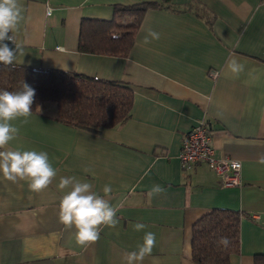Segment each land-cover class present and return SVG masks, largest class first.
I'll list each match as a JSON object with an SVG mask.
<instances>
[{
    "label": "crops",
    "instance_id": "1",
    "mask_svg": "<svg viewBox=\"0 0 264 264\" xmlns=\"http://www.w3.org/2000/svg\"><path fill=\"white\" fill-rule=\"evenodd\" d=\"M146 1L159 6L145 11L125 56L78 49L83 19L111 20L117 4ZM19 2L15 64L124 82L133 99L128 119L98 131L57 121L53 102L27 123L12 121L19 133L8 147L47 152L57 175L41 192L0 175V264H125L145 232L156 244L138 264H196L192 226L213 208L239 214V249L228 264H264V0ZM233 59L243 65L238 75ZM200 119L214 157L240 161L239 184L223 186L203 162L181 167L182 138ZM62 177L90 183L117 208V226L102 225L98 241L78 245L75 228L59 220L70 191L59 189ZM155 185L164 191L152 194ZM137 222L146 228L135 231Z\"/></svg>",
    "mask_w": 264,
    "mask_h": 264
},
{
    "label": "trees",
    "instance_id": "2",
    "mask_svg": "<svg viewBox=\"0 0 264 264\" xmlns=\"http://www.w3.org/2000/svg\"><path fill=\"white\" fill-rule=\"evenodd\" d=\"M167 1V0H161ZM157 2L117 4L111 20H87L80 24L78 49L82 52L125 56L145 11ZM23 83L35 89L32 112L46 102L56 107L55 119L65 125L98 131L130 116L133 90L127 83L90 77L59 69L0 64V90L19 91ZM221 237L230 241L219 244ZM239 249V214L213 208L192 226L191 253L196 264H228Z\"/></svg>",
    "mask_w": 264,
    "mask_h": 264
},
{
    "label": "clouds",
    "instance_id": "3",
    "mask_svg": "<svg viewBox=\"0 0 264 264\" xmlns=\"http://www.w3.org/2000/svg\"><path fill=\"white\" fill-rule=\"evenodd\" d=\"M22 6L19 0H0V64L15 66L16 57L22 52L17 44L14 32L23 19ZM9 33H12L9 35ZM148 36L159 39V34L148 30ZM148 36L143 43H149ZM5 41H12L15 48H10ZM233 74L243 71V65L235 59L228 64ZM36 92L27 83H23L19 91L0 90V175L12 183L25 181L33 192H41L52 184L57 172L49 161L47 152L36 150H20L8 147L11 141L18 136L19 129L12 121L23 118L27 123L32 115V105ZM89 171V169H85ZM59 189L70 188L60 200L59 220L66 228H75L76 243L87 246L100 239L101 226L116 227L119 220L116 217L117 208L108 200L92 191V185L87 182L74 181L70 177H62L58 185ZM110 185L103 187L107 195L111 193ZM164 189L153 186L151 193L159 194ZM135 231L146 228L143 223L132 225ZM229 239L221 237L219 244L229 246ZM156 244V236L153 232H145L143 242L138 245L136 251L126 253L125 264H138L146 255L152 253Z\"/></svg>",
    "mask_w": 264,
    "mask_h": 264
},
{
    "label": "built area",
    "instance_id": "4",
    "mask_svg": "<svg viewBox=\"0 0 264 264\" xmlns=\"http://www.w3.org/2000/svg\"><path fill=\"white\" fill-rule=\"evenodd\" d=\"M48 13H50L49 8ZM211 137L212 131L208 123L203 119L198 120L195 125L186 131L178 154L181 167L187 169L197 163L203 162L212 171L222 175L221 184L223 186H235L239 184L240 161L224 157H214Z\"/></svg>",
    "mask_w": 264,
    "mask_h": 264
},
{
    "label": "rangeland",
    "instance_id": "5",
    "mask_svg": "<svg viewBox=\"0 0 264 264\" xmlns=\"http://www.w3.org/2000/svg\"><path fill=\"white\" fill-rule=\"evenodd\" d=\"M49 103H51V102H49Z\"/></svg>",
    "mask_w": 264,
    "mask_h": 264
}]
</instances>
